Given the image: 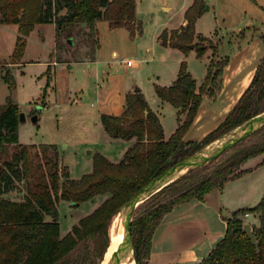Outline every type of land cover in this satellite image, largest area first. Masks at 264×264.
<instances>
[{
	"label": "trees",
	"instance_id": "16d2710c",
	"mask_svg": "<svg viewBox=\"0 0 264 264\" xmlns=\"http://www.w3.org/2000/svg\"><path fill=\"white\" fill-rule=\"evenodd\" d=\"M136 4L137 0H0V21L17 24L14 59L22 57L25 37L37 23L54 24L56 49L68 46L66 40L70 37L81 33L90 36L92 49L88 58L92 59L98 43L96 22L105 20L110 28L125 27L134 35L140 31ZM205 7L203 0H193L184 12L185 24L170 31L163 29L158 37L160 43L182 52L194 49L196 57H203L207 48L195 41L213 43L195 30V21ZM218 49L219 41H215L199 85L184 63L170 85H155L158 97L177 109L178 125L168 138L159 115L148 106L140 90L126 94L120 114L102 113L100 121L111 138L135 141L117 162L100 152L93 153L92 170L77 179L70 178L67 166L60 163L56 144L19 143L18 104L8 98L0 105V264H99L109 241L110 219L120 206L168 167L263 111L264 54L251 82L223 120L200 140H184L203 96L215 97L222 88L228 57L219 56ZM4 78L13 90V82L7 75ZM262 153L264 126L139 204L130 223L137 264H147L153 232L166 213L180 203L203 200L211 190L222 189L227 181L247 171L242 165L250 157ZM15 190L22 192L21 198L9 196ZM99 194L108 196L61 236L58 201L78 205ZM249 211L259 218V225H253L258 249L242 230L240 215ZM225 220L223 237L199 264H264V196L255 206L239 208Z\"/></svg>",
	"mask_w": 264,
	"mask_h": 264
},
{
	"label": "crops",
	"instance_id": "0c3cea01",
	"mask_svg": "<svg viewBox=\"0 0 264 264\" xmlns=\"http://www.w3.org/2000/svg\"><path fill=\"white\" fill-rule=\"evenodd\" d=\"M192 1L187 0L182 4L183 20L180 25L185 24L184 12ZM220 1L215 0V6L218 9ZM243 1L249 15L240 14L236 22L230 19L225 27L215 28L218 22L214 19V4L208 5V9H205L195 21L197 34L221 42L218 49V54L221 57L227 55L226 44L232 50L228 55L229 61L224 68L220 92L215 97L203 96L196 117L183 136L184 140H199L223 120L251 82L255 69L264 54V41L262 40L264 11L258 6L264 7V0H256L257 4L248 0ZM162 8L169 10L170 6L165 2ZM210 11H213L210 29L208 31L200 30L199 23ZM100 22H96V28ZM38 25L40 23L36 24V26ZM38 29L41 32L44 30L43 28ZM34 31L35 29L30 34ZM52 31L54 49V27ZM240 34L242 36H239ZM116 54L114 48L108 52V50L99 47L98 34L95 56L92 59H65L63 61L57 59L53 61L49 58V54L44 59L28 60L37 63L39 67L36 82L44 102L40 104L42 110L38 112V120L35 124H38L44 111L51 112L52 118L48 122L52 130L51 139L49 142L41 143H53L58 146L61 164H64L59 149L60 142L63 143L62 140L71 139L72 143L88 145L114 139L104 130L100 115L102 113L120 114L124 110L126 94L134 91L132 82L113 73L112 63L117 61L114 58ZM200 59L206 60L207 64L209 61L208 53ZM21 61L20 63H22ZM201 81L198 82L196 79L197 85ZM34 103L38 104L37 102ZM36 106L30 107V116ZM175 110L177 112L176 108ZM180 117L184 118V114ZM129 140L132 143L135 141L134 138ZM263 160L264 157L259 164L263 163ZM244 164L242 168L248 171L249 168L243 167ZM239 178L231 179L225 185ZM225 185L222 189L215 188L208 192L203 200L192 199L174 206L162 217L153 232L147 264H199L208 255L223 237L226 229L225 218L232 215L233 208L236 206L231 199L232 197H227L225 194ZM236 204L242 205L239 202ZM249 214L258 216L257 213ZM249 214L246 217L240 215L243 223L248 222L252 226H258L259 218L257 224L247 221L246 218Z\"/></svg>",
	"mask_w": 264,
	"mask_h": 264
},
{
	"label": "rangeland",
	"instance_id": "374dc122",
	"mask_svg": "<svg viewBox=\"0 0 264 264\" xmlns=\"http://www.w3.org/2000/svg\"><path fill=\"white\" fill-rule=\"evenodd\" d=\"M204 1L206 5L214 4V19L218 22L216 23V29L219 26L225 27L230 22V19L236 22L240 14L249 15L243 0H221L219 9L215 6V0ZM248 1L256 2V0ZM165 2L170 6L169 10L162 8ZM185 2L187 0H137L136 19L140 23V31H135L134 35L125 27H118L116 30L115 28H110L105 20H100L101 22L97 25L99 47L108 50V52L113 48L116 50L117 54L114 58L117 61L112 63L113 73L132 82L133 89L136 87L140 89L148 106L159 115L165 138L171 135L178 123L177 112L175 107L169 102L158 97L155 85H170L176 78L181 63H184L187 70L200 82L205 77L209 62L206 64V60L196 57L194 49L182 52L177 48L163 46L158 39L163 29L167 28L170 31L181 24L183 20L182 4ZM258 6L264 11V7ZM213 11L206 13L201 23H199L198 27L200 30L208 31L210 29ZM53 27L54 24L52 23H40L38 26L35 24L32 29H35L34 33H29L25 37L26 45L22 57L14 59L12 52L16 36L18 35L17 24L0 21V105L5 104L8 98H11L19 107H23L27 120L19 124L18 127L19 143L21 144L49 142L52 133L48 124L52 120L51 112H42L38 124H33L30 119V107L43 104L44 102L36 82L39 67L37 63L29 62L28 60L44 59L49 54V58L53 61L57 59H83L91 55L92 41L90 36L84 33L73 38V47L65 46L64 48L53 49ZM38 28H43V32ZM239 36L242 35L240 34ZM238 40H241V38H238ZM262 40L264 41L263 37ZM195 42H197L198 46L207 48L206 53H208L210 60L211 48H213L215 41L212 39L213 45L208 41L196 40ZM220 45L221 42L219 41ZM226 46V57H228L229 61L228 55H230L232 49L229 48L228 44ZM127 59H134L137 64L127 66ZM6 75L14 84L13 90L9 89L8 80L4 78ZM263 106L264 99L261 102V107ZM230 132L224 134V137L221 136L218 140H223ZM62 141L63 143L61 144L60 142L59 144L60 155L72 179H77L82 174L92 170L93 153L100 152L111 161L117 162L121 160L124 151L132 143L130 140L115 138L88 145L72 143L71 139ZM216 142L212 143L209 148H212ZM263 157L264 153L250 157L243 166L249 168V170L243 173L239 179L225 185V194L227 197H232V201L235 202L234 211L239 209L238 207H253L264 196V162L259 164ZM9 196L11 198H21L22 192L15 190L10 192ZM107 196L108 194H99L78 205L60 199L58 201L60 235L63 236L67 233L74 223L90 213ZM237 202L242 203V205L236 204ZM249 213L253 212L249 211ZM46 219L49 220L50 218L46 216ZM246 219L252 224H257L258 222L256 214H249ZM109 231L110 229L108 230V237L110 238ZM108 246L109 241L99 264L105 263L106 260H102Z\"/></svg>",
	"mask_w": 264,
	"mask_h": 264
},
{
	"label": "water",
	"instance_id": "95a60500",
	"mask_svg": "<svg viewBox=\"0 0 264 264\" xmlns=\"http://www.w3.org/2000/svg\"><path fill=\"white\" fill-rule=\"evenodd\" d=\"M205 9H208V5H206ZM66 44L69 47H73V38H68L66 40ZM190 47L193 48L194 44H191ZM139 90L140 89L138 87L134 89L135 92ZM41 110L42 106L40 105H37L34 108V113L30 116L32 123H37L38 112ZM25 121L26 116L24 114L23 107H19V124ZM262 126H264V110L250 117L245 122L232 129L231 132L229 131L230 134L223 140H218L221 138L219 137L190 156L168 167L144 184L127 202L120 206V208L115 213V215H118L123 226V237L116 251L117 256L122 258V256L130 254V259L134 260L137 264L130 223L132 221L133 213L139 204L181 175L217 158L231 146L247 138ZM215 141H217L216 144L212 146V148H209L210 145ZM242 230L249 237L252 244L258 249L259 240L253 231V226L248 222H244L242 225ZM120 254L121 256H119Z\"/></svg>",
	"mask_w": 264,
	"mask_h": 264
},
{
	"label": "bare ground",
	"instance_id": "6f19581e",
	"mask_svg": "<svg viewBox=\"0 0 264 264\" xmlns=\"http://www.w3.org/2000/svg\"><path fill=\"white\" fill-rule=\"evenodd\" d=\"M109 229L110 243L102 260H106L104 264H136L134 260L130 259V254L122 256V258H119L116 254L117 248L123 237V226L117 214L110 219ZM119 256H121V254Z\"/></svg>",
	"mask_w": 264,
	"mask_h": 264
},
{
	"label": "built area",
	"instance_id": "2783aa9c",
	"mask_svg": "<svg viewBox=\"0 0 264 264\" xmlns=\"http://www.w3.org/2000/svg\"><path fill=\"white\" fill-rule=\"evenodd\" d=\"M136 62H137V61L134 60V59H127V60H126V65H127V66H134V65L137 64ZM248 214H249V212H245V213L242 214L241 216H242V217H246Z\"/></svg>",
	"mask_w": 264,
	"mask_h": 264
}]
</instances>
